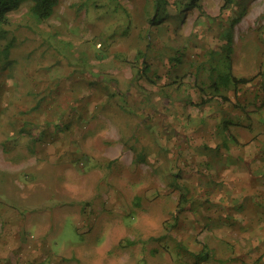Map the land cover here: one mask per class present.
<instances>
[{"label": "rangeland", "instance_id": "374dc122", "mask_svg": "<svg viewBox=\"0 0 264 264\" xmlns=\"http://www.w3.org/2000/svg\"><path fill=\"white\" fill-rule=\"evenodd\" d=\"M223 3L9 12L0 264H264V0Z\"/></svg>", "mask_w": 264, "mask_h": 264}, {"label": "trees", "instance_id": "16d2710c", "mask_svg": "<svg viewBox=\"0 0 264 264\" xmlns=\"http://www.w3.org/2000/svg\"><path fill=\"white\" fill-rule=\"evenodd\" d=\"M58 1L59 0H0V36H5V33L7 32L4 26L9 23V12L18 8L22 3H29V12L31 13V15L36 20L43 21L52 15L54 7L58 4ZM232 1L233 0H224L222 8L231 4ZM156 6H158V3L156 4ZM13 38L10 39V41L4 46L2 50L5 56H7V53L9 52V49L12 46ZM141 56H143V53ZM252 79L253 77H238L232 74L230 62L227 61L226 69L217 74V78L213 79L210 86L213 91H215L216 93H220V90L222 88L226 89L229 87L230 84L234 85L235 87L239 84H247ZM230 124L231 122L229 120L224 121L223 128L228 134V136L234 139L232 133L229 132Z\"/></svg>", "mask_w": 264, "mask_h": 264}, {"label": "crops", "instance_id": "0c3cea01", "mask_svg": "<svg viewBox=\"0 0 264 264\" xmlns=\"http://www.w3.org/2000/svg\"><path fill=\"white\" fill-rule=\"evenodd\" d=\"M246 146H249V145H246ZM246 146H245V153L243 151L244 149H242V151H241L242 153L239 151H236L233 154H228V156H226V158H230L229 162L236 164L237 162H240L241 160H247L248 161V160H250V158H254V154L252 156L249 155V151H248ZM230 156H232V157H230Z\"/></svg>", "mask_w": 264, "mask_h": 264}]
</instances>
